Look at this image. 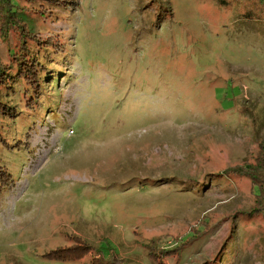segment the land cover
I'll return each mask as SVG.
<instances>
[{
  "label": "rangeland",
  "instance_id": "obj_1",
  "mask_svg": "<svg viewBox=\"0 0 264 264\" xmlns=\"http://www.w3.org/2000/svg\"><path fill=\"white\" fill-rule=\"evenodd\" d=\"M19 2L58 62L0 88V264H264L257 190L223 173L264 137V2Z\"/></svg>",
  "mask_w": 264,
  "mask_h": 264
},
{
  "label": "trees",
  "instance_id": "obj_2",
  "mask_svg": "<svg viewBox=\"0 0 264 264\" xmlns=\"http://www.w3.org/2000/svg\"><path fill=\"white\" fill-rule=\"evenodd\" d=\"M257 2L261 3L264 0H257ZM25 16H27V7L21 5L19 0H0V35L2 38L14 37L16 39L15 47L13 49L8 47L10 51L8 59L6 61L0 60V88H3L5 92L14 91L17 88L23 89L25 85H31V90L37 91L39 83L48 80L55 72L58 62L57 48L48 42V37L41 38L40 32L32 24L27 23ZM51 59H53L52 62H50ZM15 106L16 103L12 104L11 107L6 99H0V117L5 113L13 112L16 114L19 112L20 110L14 112ZM257 145V153L252 160L246 159L223 170V173L227 176L248 178L252 187L257 190L249 210L242 212L244 215L264 213V137L259 138ZM190 238L192 236L182 242L179 238H176L177 245L173 249L165 246L158 247L156 241L152 240L147 245L148 254L155 256L161 251L165 255L171 250L176 251L180 245L186 244ZM79 240L81 239L79 238ZM157 242L160 244V239ZM83 243L90 245L86 241H83ZM151 246L154 248H150ZM86 247L80 241L77 246L69 245V247L64 248L68 249L67 253L64 249H59L61 250L59 252L54 250L52 253L56 254L55 256L53 254L54 257L63 255L62 260H79L86 254ZM94 261L99 262L94 258L90 262ZM100 264H112V262Z\"/></svg>",
  "mask_w": 264,
  "mask_h": 264
}]
</instances>
